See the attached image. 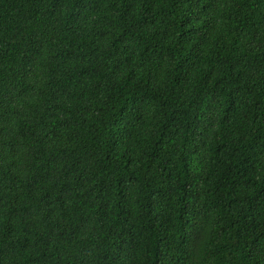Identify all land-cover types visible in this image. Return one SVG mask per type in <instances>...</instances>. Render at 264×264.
<instances>
[{"label":"trees","instance_id":"16d2710c","mask_svg":"<svg viewBox=\"0 0 264 264\" xmlns=\"http://www.w3.org/2000/svg\"><path fill=\"white\" fill-rule=\"evenodd\" d=\"M0 264H264V0H0Z\"/></svg>","mask_w":264,"mask_h":264}]
</instances>
